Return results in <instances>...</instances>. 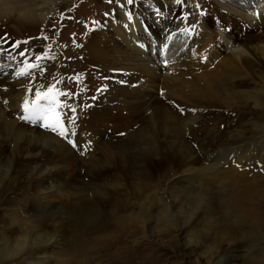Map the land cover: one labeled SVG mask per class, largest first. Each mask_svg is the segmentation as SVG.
<instances>
[{
  "label": "bare ground",
  "instance_id": "bare-ground-1",
  "mask_svg": "<svg viewBox=\"0 0 264 264\" xmlns=\"http://www.w3.org/2000/svg\"><path fill=\"white\" fill-rule=\"evenodd\" d=\"M78 1L0 0V31L2 32L0 33V51L3 52L0 55V74L3 75L16 65H19V70L11 76H17V73L24 71L26 59L23 58L24 56L20 58L17 56L23 50L24 41L34 42L35 39H43L54 22L56 12ZM154 1L162 10L170 2L168 0ZM189 2L191 4L187 12L191 13L192 17L187 16L181 19L175 16L167 24L166 34L161 35L162 47L156 48V53L159 55L155 56L156 46L152 49L151 47L144 49L139 32L140 23L129 9L130 4L122 0L123 6L119 5L116 8V15H113L119 23L111 22L110 25V29L114 32L111 33L112 37L109 35L108 39L101 43L96 41L89 43L87 56H84L86 63L77 64L84 73H88L89 68L97 67L99 64L101 65L99 67L103 69L108 59H106L108 54L105 51L107 45L111 44L113 51L110 50V52L114 57L111 64L114 65V69L110 67V59V62L108 61L110 65L107 64L110 67L108 69L118 74L125 70L136 73L132 78V83L138 84L136 89L119 87L125 74L118 76L113 73L112 76H106L107 80L104 82L97 81L96 85L91 83L84 85L86 93L83 89L80 91L83 99H88L92 89L95 88L96 94L90 97L89 102L86 103L82 99L83 104L90 105L88 109L90 114L83 123L94 134H91L97 140L94 143L98 141L100 143L107 137L109 132L103 131L106 125L114 126L113 123L118 121L119 125L128 127L129 131H125L123 136L121 134L122 138L119 142H115L117 144L114 145L115 147L107 145L104 150L101 146L102 152L99 150L101 154H94L82 160L69 148L71 145L67 142L64 141V144L61 139L45 133L46 131L38 134L35 131L27 132V129H23V125L28 123L18 119L23 101L21 94L25 95L21 88L16 89L18 91L16 103L7 99L10 107H5L6 111H0V122L4 123L10 133L7 134L5 131L7 135L0 136V142L13 145L20 154L7 155L0 151V164L6 165L7 169L4 170L7 176L14 173L17 176L27 175L30 179L31 187L28 190L31 189L34 193L27 195V212L35 214L39 222L44 224L43 227L49 228V232L37 233L39 226L22 218L23 223H21L25 224L26 229L24 238L14 242L0 239V255L3 261L10 263L25 257L27 264H51L49 263L50 252L59 249L61 253H64V257L58 264H86L81 257H85L94 246L107 243L123 233L135 235L138 232V215L136 216L134 211L129 214L118 213L117 205H113V202L124 196L123 187L127 186L126 189L133 198L138 196L139 189L133 180L124 186L119 178H114L111 184L105 183L102 179L112 176L113 172L118 173L121 168H124L125 174L129 175V180L133 179L132 175L135 174L137 167H144V163L161 166L164 158L165 160L167 158L169 166H176L173 172L181 171L188 175L184 176L186 179L179 181L184 185L181 187L180 196L173 195L176 199L172 197L170 200L172 203L179 201L185 207L183 214L188 215L187 211H191L190 207H187L189 205H198V208L205 206L208 214L205 220L210 218L209 214L220 213L227 223L234 220L238 226L249 227L248 229L245 227L249 237L258 235L257 233L264 228V177H260V180L253 178L259 174L257 167L258 163L262 162L264 150V140H262L264 133V0H210L211 6L223 13V16L219 13L220 18L216 17L218 12L213 9L212 15L215 18L213 22H210L206 16L198 14V6H203L201 2L198 0H189ZM256 13L259 15L257 16ZM228 17L231 19L229 22L232 24V32H230L231 29L224 27ZM188 18L189 20L184 23ZM184 29L189 31L185 32ZM16 42H20V48L13 47ZM146 44L149 46L151 43L148 41ZM203 47L210 60L208 64L212 68L208 73L197 72L195 80L192 81L193 79L181 75L179 70L184 68L189 58ZM24 51L27 56H34L32 52ZM164 60L168 61L167 67L164 66ZM44 63L50 67V64ZM104 69L107 68L104 67ZM58 70L59 68L48 71V74ZM165 72L166 74L163 75ZM85 77L88 78L86 74ZM98 89L104 90L98 91ZM170 104L177 109L175 110ZM216 106L224 109L240 107L242 110L252 107L261 118L253 123L240 115L221 113L213 116L211 112L203 114L207 108L212 111ZM1 108L3 107L1 106L0 110ZM180 109H183V112ZM124 112H128V116L132 118L131 123L128 122L129 117L122 115ZM11 113H14L15 117L10 119ZM242 125L247 127V131L238 133L236 129ZM214 128H217V133H214ZM159 142L164 144V151L160 148L163 145ZM235 153L240 160L253 164L240 177V186L233 183L239 177L237 170L235 174L227 178L224 176L226 171L222 170L226 167H222L223 164L219 165L220 159L224 157L226 159ZM51 154L54 155L49 156ZM17 163L21 165L16 167ZM79 163L83 165L80 166ZM233 163L235 168L240 164L236 159ZM68 164H72L77 172L83 173L82 177L78 176L79 179L74 180L78 193L72 191L75 188L74 185H66L62 182L65 178L63 173ZM248 172L253 173L252 180L249 179ZM79 173L77 175H80ZM213 174H216L218 187L216 192L209 196L210 198L205 199L199 191L201 187L199 181L210 176L211 182ZM211 183L214 186L215 182ZM169 189L167 193L170 190L173 192ZM240 194L244 197L242 201L236 198ZM111 204L113 209H110ZM170 205L167 204V214L171 213ZM12 211L15 212V209ZM15 220L11 217V228L19 227L20 223ZM181 230H183L182 226L178 228L179 232ZM229 230L232 231L230 224ZM216 234L220 233L216 232ZM99 238L101 240L96 241ZM193 242H195L193 238L189 239L190 245ZM76 244L78 246L75 250L79 252L72 250ZM87 245L92 247L86 248ZM240 253L224 257L217 264H232L244 257ZM124 259L123 262H126ZM251 259L254 264H264V254L262 258L253 256ZM135 263L136 261L133 262Z\"/></svg>",
  "mask_w": 264,
  "mask_h": 264
},
{
  "label": "rangeland",
  "instance_id": "rangeland-1",
  "mask_svg": "<svg viewBox=\"0 0 264 264\" xmlns=\"http://www.w3.org/2000/svg\"><path fill=\"white\" fill-rule=\"evenodd\" d=\"M168 1L172 2L173 4L169 2L168 5L165 6L164 12L159 7L157 2H152V0H149V1L148 0H133L132 4H134V7L137 6L135 8L129 5V9L133 12L138 23H140V29H139L140 35L144 38H147L145 34H146V30L149 29L150 33L153 34L151 36H153L157 42L159 39L158 45L162 44L163 38L161 37V35L166 34L167 24L172 21V20L169 21L170 19H173L175 16H177L178 18L184 19L189 14H191L187 12L189 5L191 4L189 0H185V2L182 3L181 5H177L175 3V0H168ZM198 2H201V5H203L204 10H206L203 16H206V18H208L210 22L215 21L214 15H212V10L216 8L211 6L210 0H198ZM155 3H156V6H158L159 8L156 6L155 7L153 6L155 5ZM117 4H118L117 0H113L112 3H109L108 0H79L78 3H75L73 5H68L67 7L65 6L61 8L59 11L56 12L55 19H54V22L52 23V26L48 29V31L46 32V35H44V37H47V38L50 37V39L55 43L57 47V51H58L56 54L53 52L49 53L48 55L49 60H45L42 62L43 63L42 69H45V73L44 74L28 73V76H26L25 79H23L22 76L13 77L11 76V74L19 70V65H16V67L13 66L9 71L4 73L3 75L0 74V78L3 77L2 79H0V87H1L0 88V94H1L0 95L1 97L0 105L2 104L1 106L3 107L1 108L0 111L5 110V107H10L9 102H8L9 104L7 103L4 105L3 101L5 99L6 100L9 99L13 101L14 103H16L17 101L16 95L18 94V91L16 89L18 88L19 89L21 88L20 90H23L25 92L24 96L23 94H21L22 98L24 99L27 96L30 100L35 99L36 91L45 92V90L48 89L49 86L51 87L55 86V89L57 91L70 94L66 97L61 96L59 97V99L62 102H64L66 105H68V107L63 109L65 113V122L68 124L69 128H73L75 130L76 135L72 137V139L75 140L79 146H81V151H78L77 149H74L70 146L69 148L72 149L74 153L78 154V156L82 160L88 159L90 156L94 154L95 155L101 154L102 152L101 146L105 150L107 145H113V146L117 145L115 142L116 141L119 142L121 140L122 138L121 134L123 136L125 131H129L128 127L125 128L124 126L119 125L118 121H116L118 124H116V122L113 123L116 126L115 125L114 126L110 125V127L109 125L108 126L106 125L107 127L104 126V128H106L107 130L106 129L104 130L103 128V131H105V133L109 132L107 133V137L104 138L100 143L99 141L94 143L95 141H97L95 136H92L94 134H92V132H90L87 126L83 123L84 121L87 120L86 118L87 115L90 114L88 111L90 105L87 104L88 105L87 106L85 104L89 102L90 97H92V96H89L88 99H83L82 95L80 94V91L83 89L86 93L87 90L84 88L85 87L84 85H86L87 83L96 85L95 83L97 81L104 82L107 80L106 76H112L113 73L118 76H121V74L122 75L125 74L124 71H123L124 73L120 71L119 72L120 75H119L118 72L115 73V71L112 72L110 69H108L110 67H113L114 69V65H112L113 64L112 59H114V57H112L113 54L111 53L113 51V46L111 44L107 45L105 52L106 54H108L106 55V59L107 58L108 59L107 61H105V63L106 62L107 63L103 65V69L104 67L107 69H104V71L102 67H99L101 66L99 64L97 67L89 68L90 71H88V73L87 72L84 73L80 69V67L77 65L78 63H83V64L86 63L84 56L85 57L87 56V49L89 48L88 46H90L89 43H92L94 41H96L97 43L104 42L106 39H108L107 37L109 35L111 36V33L112 34L114 33L110 29L111 22L114 24H118L119 21L117 20L116 16H113L116 13V9L114 11V14H111L112 13L111 11L114 10ZM216 10H217L216 12H218L217 13L218 15H215V16L220 18L219 13L221 12L219 11L221 10H218V9ZM106 13L107 14L110 13L111 15L106 16V17L103 16ZM163 14H165L168 17V19L165 18ZM101 15H102L103 21L97 27H95L89 35V28L91 27V24L87 27L89 22L85 19L92 20L96 17H100ZM221 15L223 16V13H221ZM224 15H227V14H224ZM191 17L192 15L189 18ZM189 18L186 19L184 23H186L189 20ZM229 20H231L230 17H228L227 21L224 23V27L226 29L228 28L231 29L232 27V24L231 22H229ZM238 28L240 27L238 26ZM232 30L233 29H231L230 32H232ZM0 33L2 32L0 31ZM92 35H95V36H92ZM46 40L47 39L43 38L39 40L35 39L34 42H27L24 44L23 50H26L27 48L28 52L34 53V56L32 57L34 60H36L38 58V55L35 53L40 54L42 50L45 51L44 49H45ZM84 40L86 41L84 42ZM149 42L151 43L153 41H149ZM81 44H84L83 48L81 47ZM78 52L80 55H82L81 56L82 60L81 58H79L80 56L78 58L75 57L76 53ZM52 53H53V56H52ZM154 54L155 56L159 55V53H155V52ZM67 57L70 58L69 62L67 61ZM56 58L59 61H61L66 75H60V72L63 70V67L59 66L58 64L57 65L54 64L53 60ZM73 58L79 61L75 63ZM109 59L111 62L109 61ZM108 61L110 62V64L111 63L112 64L110 65ZM209 61H210L209 57L205 51V48L203 47L199 51H197V53L193 54L192 57L189 58V61L187 62L188 64L184 66V68H180L179 72L181 73V75L188 77L191 80L193 79L192 81H194L197 72L199 74L209 72V70L212 68L211 65L208 64ZM44 62H47L48 64H50L49 66L51 68L47 67L46 63ZM107 64H109L110 67L109 65L107 66ZM25 68H26V65L23 67V70ZM57 68H59L58 71H54V73L48 74V71H53L54 69H57ZM105 70L108 72H106ZM71 71H72L71 79H68L69 77L68 74ZM98 73H101V74H98ZM85 74L88 76V78L85 77ZM165 74L166 72L163 73V75ZM22 82L24 84H21ZM136 85L138 87V84H135V83L130 87L133 89H136ZM29 88L32 89L31 93L27 91V89ZM123 88L127 89L128 87H123ZM94 92H95V88H93L91 91L92 95L96 94ZM82 99L83 101L86 102L85 104H83ZM171 106L175 110L177 109L175 108V106L173 105ZM72 107L76 108L75 113L71 112L70 109ZM206 110L207 111H204L203 114L207 112H211L210 114H212L213 116L221 114V113H224L225 115H232V116L240 115L241 117H244L245 120L252 121L253 123L254 122L256 123L261 118L259 114L255 113L256 111L252 107H249V109L247 110H242L240 107L224 109V108H220L219 106H216L213 108L212 111L210 110V108H207ZM122 115L124 117H129L128 112H124ZM9 116L11 119L15 117V114L11 113ZM73 116L76 117V122L74 125L68 122L69 118ZM131 119L132 118L129 117L128 119L129 123H131ZM245 120H244V123L246 122ZM117 125H119V127ZM31 127L32 129H30ZM0 128H2L0 129V136L6 137V135L10 133L8 128L4 126V123L0 122ZM23 129H27L26 130L27 132L35 131L38 134H40L41 131H44V132L46 131V130L41 129L39 126H36L35 128L34 125H30V124L23 125ZM132 129L133 128H131V130ZM5 131L7 132V134L5 133ZM213 131L214 133H217V128H214ZM236 131L238 133L245 132L247 131V127L244 125L238 126ZM45 133L53 135L51 132H48V131H46ZM53 136L58 139H61L55 135ZM61 140L64 143V140L63 139ZM262 140H264V133L262 135ZM159 144L163 145L162 147L160 146V148L163 149L162 151H164L165 149L163 148L164 144H162V142L161 143L159 142ZM135 147L137 148V146ZM0 151L5 152V154L7 155H10V154L17 155L19 153L16 147H14L13 145L10 146L3 142H0ZM53 155L51 154L49 156H53ZM236 155L237 154L235 153V155L231 157L228 156V158H230V159L226 158L228 160H226L225 157L223 159H220L219 165L223 164L222 167H226V168H223L222 170L226 171L225 175L224 174L223 175L226 176L227 178L235 174V171L237 170L236 172H238L239 177L238 179H236V182H233V183L234 184L237 183L240 186L241 185L239 183V180H241L240 177L243 174H245L244 172H246V169L248 170V168L251 167L253 164L252 163L249 164L248 162H246V160L244 161L240 160L239 157ZM231 159L233 160L236 159L237 161L240 162V164L236 165L237 168L233 167L234 163L232 164L233 160ZM261 160L262 162L258 163V167H257V170H258L257 172L259 174L256 175L257 177L256 176L253 177L259 180L261 179L260 177H264V170H262L264 169V150H263ZM162 161L163 162L161 166H151V165L144 163L143 165L144 167L142 168L137 167L135 174L132 175L133 179H130V180L128 177L129 175L125 174L124 168L119 169L118 173L113 172L112 173L113 177L107 176L106 179H102L105 183L111 184L114 178H119V180L122 182V184H124V186L125 184L127 185L133 180V183L137 186V189H139L138 196L136 198L131 197L132 195L130 194V192L128 193V190L126 189L127 186H125V188L123 187V192H122L124 196H121L120 199L114 201L113 205L115 206L117 205L116 208H117L118 213L129 214L131 211H134L136 216L138 215L137 217V219L139 218L137 222L138 232H136L135 235L133 234L129 235V234L123 233L119 236H116V238L113 239L114 241L110 240L107 243L100 244L97 247L94 246L96 248L93 247V249L87 252V255L85 257L84 256L81 257V259L83 258L82 259L83 261H86V264H108V263L109 264L111 263L112 264H128V263L133 264V262L135 261H136L135 264H143V263L144 264H217L224 257H231L233 255H236L239 252H241L240 254L244 257L242 259H238L232 262V264H254L253 260L251 259L253 256L254 257L261 256L262 258L264 254V239H263L264 238L263 237L264 228L261 229L262 231L260 230V232L257 233L258 235H255L256 237L251 236V235L249 237V234L247 235V231H248L247 229L249 227H246V225H244L243 227L238 226V224H236L234 220H231L227 223L222 218V214L220 213H216L213 215L209 214L208 217H210L211 219L208 218L205 220V218H207L206 216L208 215L207 212L205 211V208H206L205 206L204 207L201 206L202 208L201 207L198 208V205L196 206L193 205L194 207L192 205L191 206L189 205L187 207H190L191 211H187L188 215H185L182 212L185 210L184 209L185 207L179 201H175V203L170 202L173 195L180 196L181 194L180 190L182 191L181 187H183L184 185L179 183V181L186 179V177L184 176H188V175L187 173L186 174L181 173V171L173 172L176 170V166L175 167L173 165L172 167L169 166V164H167V158L166 160L164 158ZM0 165L2 166V167L0 166V239L3 238L7 242H14L17 239L24 238L26 234V229L24 228L25 224H22L23 223L22 218L27 219L30 223L37 225V227L39 226V228L36 230L37 233L49 232V228L46 226L44 228L43 227L44 224H41V221L39 222V219L37 216H35V214L27 212V206H26V203L28 202L27 195L34 193L33 190L31 189L28 190L31 187L30 179L27 177V175L17 176L14 173L12 175L7 176L4 170V169H7L5 168L6 165L3 163H1ZM20 165H21L20 163L15 164L16 167ZM79 165L82 166L83 164L79 163ZM79 172L80 171L77 172V169H75L72 164H68L67 168L65 169L63 173V177L65 178H63L62 182L66 185L68 184L74 185L73 187H75L76 186V181H74L75 178L77 180L78 176L79 178L83 176V173L81 172L79 173ZM78 173L80 175H77ZM252 174L253 173L249 174V172L247 174L249 175L248 177L251 180L253 179ZM213 175L214 176H211V179H212L211 182L213 183L215 182L214 186L209 181L210 176L206 179H200L199 181L200 186H201L199 191L205 199L208 198L209 196L211 197V195L214 192H216V187H218V185L216 184L217 179H215L216 174H213ZM8 177L9 178L12 177V178L8 180L9 179ZM168 187L169 188L172 187L170 189H172L173 192H171V190ZM73 189L74 190L72 191L74 193L75 192L78 193L77 192L78 189L76 187ZM168 189L170 191H168L167 193ZM173 189L175 190V192ZM128 194H130V196ZM168 195H170L171 197H169ZM173 198L176 199V197H173ZM236 198L241 199V201L244 199L242 194L238 195ZM181 201H182V198H181ZM218 202H219V196H218ZM167 204L168 205L171 204L170 209H169L171 213L169 214H167ZM113 205L111 204L110 209H113L112 208ZM13 209H15V212L12 211ZM108 211H109V208H108ZM11 217L14 220L16 219L15 221L17 223H20L19 227L18 226L17 227L12 226V228L10 227ZM229 224L232 227V231L229 230ZM180 226L183 227V230L179 232L178 228ZM236 226H238L239 229H237L238 227ZM112 230H114V228ZM216 232L220 234L217 235ZM110 237H107V238H110ZM126 237L129 239H127ZM192 238L194 239L195 242H193V244L190 245L189 239H192ZM100 240H101L100 238L96 239V241H100ZM122 243L123 245H120ZM77 246L78 244L74 245L72 250H75ZM91 247L92 246L90 245L86 246V248H91ZM62 248L66 249L65 246H62ZM68 249L66 250V252L68 251ZM75 251L79 252L78 250H75ZM105 255L107 256L108 260L106 259ZM134 255L136 257H134ZM50 256H51V260L49 263L58 264V262H60L63 259L64 253H61V250L57 249V250L50 252ZM109 256H111L112 259L109 258ZM122 256L124 258L126 257L128 258L124 259ZM25 259H26L25 257L24 258L21 257V258L13 260L10 263H7L6 261H3L2 255H0V264H27ZM123 259L126 262H123ZM127 260L128 261L130 260V261L128 262Z\"/></svg>",
  "mask_w": 264,
  "mask_h": 264
},
{
  "label": "snow or ice",
  "instance_id": "snow-or-ice-1",
  "mask_svg": "<svg viewBox=\"0 0 264 264\" xmlns=\"http://www.w3.org/2000/svg\"><path fill=\"white\" fill-rule=\"evenodd\" d=\"M108 2L112 3L113 0H108ZM184 2L185 0H175L177 5H181ZM117 3L119 4V0H117ZM126 3L132 4L133 0H126ZM120 6L122 7L123 5ZM105 15L108 14L106 13ZM256 15L258 16L259 13H256ZM183 31L188 32L189 30L184 29ZM44 38L47 39V37ZM24 43H27V41H24ZM13 47L20 48V42H16ZM2 54L3 52L0 51V55ZM19 54L23 56L25 52L21 51ZM163 63L165 67L168 66L167 60H164ZM37 67L38 65L36 64L28 65V68L30 69ZM17 76H28V72L22 71L17 73ZM121 83H123V81H121ZM103 90L104 89H98V91ZM27 91L31 93L32 89L29 88ZM68 95L70 94L57 91L55 86L49 87L45 92L36 91L34 100H30L27 96L23 99L20 105L21 114L18 116V119L30 125L39 126L41 129L51 132L53 135L66 141L69 145H71L72 148L81 151V146H79L77 142L72 139V137L76 135L75 130L73 128H69L68 124L65 122V113L63 109L68 107V105L59 99L61 96L66 97ZM93 99H96V97H93ZM3 102L4 104L8 103L6 99ZM70 110L73 113L76 112L75 107H72ZM180 111L183 112V109H180ZM68 122L74 125L76 122V117H70Z\"/></svg>",
  "mask_w": 264,
  "mask_h": 264
}]
</instances>
